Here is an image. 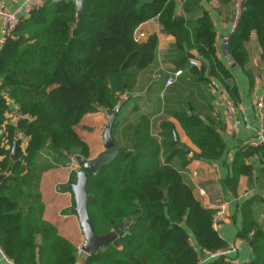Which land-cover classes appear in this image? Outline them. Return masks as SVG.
Instances as JSON below:
<instances>
[{"label":"trees","instance_id":"trees-1","mask_svg":"<svg viewBox=\"0 0 264 264\" xmlns=\"http://www.w3.org/2000/svg\"><path fill=\"white\" fill-rule=\"evenodd\" d=\"M72 1L43 0L0 47V124L5 122L0 134V246L14 264L77 261V244L44 217L36 181L40 171L70 154L90 157L84 115L110 112L133 91L138 72L155 58L157 35L135 38L144 22L158 18L163 31L175 37L178 50L196 48L200 65L190 64V59L178 65L189 66L193 81L215 76L236 91L229 85L232 74L218 53L216 29L208 13L187 20L177 14L175 0H82L85 12L77 23ZM188 6L186 1L185 10ZM253 37L264 57V0H242L228 38L229 51L251 80L248 44ZM4 89L18 106L14 123L5 116L11 108ZM128 100L117 115L113 134L118 145L134 149L88 176V193L94 196L88 211L95 231L105 233L118 222H125L128 229L119 246L110 244L87 254L80 264H201L203 248L228 245L214 224L217 209L202 205L182 170L172 163L175 155L187 154L180 139L174 142L178 133L174 121L161 120L160 139L152 134L147 114L119 130L120 112ZM172 114L199 147L196 157L212 160L225 154L221 128L199 110L180 105ZM18 132L28 137L24 147ZM14 142L16 159L10 156ZM255 154L264 163V143H247L237 150L232 171L222 180L224 189L238 193L241 176L251 177L254 172V163L248 160ZM20 201L25 205L19 206ZM242 209L239 234L251 236L254 248L249 264H264V228L253 200L247 199ZM205 264L235 263L221 255Z\"/></svg>","mask_w":264,"mask_h":264},{"label":"crops","instance_id":"crops-1","mask_svg":"<svg viewBox=\"0 0 264 264\" xmlns=\"http://www.w3.org/2000/svg\"><path fill=\"white\" fill-rule=\"evenodd\" d=\"M0 1L8 8L15 9L23 0ZM175 1L177 3V14L182 15L187 20L197 19L204 13H208L211 16L217 33V50L232 74L229 79V85L232 89L235 86L236 91H230L215 76H211L210 80L207 81H193L192 75L188 72L189 66L184 68V72L179 76L178 82L165 86L164 79L169 70L178 68L180 62H188L190 58L197 57L200 62L201 58L198 56L195 47L189 48L185 46L184 49L186 51L178 50L175 37L164 32L158 18H154L144 22L139 29L145 33V36L157 35L158 43L155 58L148 67L138 72L133 91L124 95V97L129 95L130 99L125 104L123 113L119 118V130L126 123L136 122L144 114L149 115L152 128L155 125L159 129L162 119H170L176 123L180 139L179 146L190 150L187 151L186 155H175L172 158V163L182 170L186 179L192 185L195 197L202 205L213 209L224 206L225 216L219 221L216 229L228 242V245L232 243L237 245V249L230 252L227 256L235 264H249L254 257V248L251 244V236L244 237L239 234L244 219L242 205L247 199L253 200L254 213L260 225L264 228V163L258 154L248 160L254 163V172L251 177L241 176L237 194L230 189H224L222 180L231 173L233 159L237 150L242 145L251 143L255 136L256 127L260 124L255 109V98L258 94L264 92V57L255 37H253L248 44V48L250 50L249 68L254 79L251 80L249 74L237 64L235 59L236 64L234 66L229 64L224 41L229 38L236 27V22L234 25L231 24L232 3L227 5L221 0ZM186 1L189 2L187 10L184 8ZM213 81L217 86H215ZM223 96H230L234 99L239 113H244L248 116L249 127L245 124H240L237 129L231 128L230 120L227 118L225 107L221 102ZM180 105H186L189 108L194 107L209 121L214 122L221 128L220 130L227 142V150L221 158L207 160L195 156V153L200 151L199 147L190 139L172 114ZM95 112L85 114L82 119V122L89 129L95 126L102 118L100 113ZM5 116H7L9 122H15L16 117L13 109L6 111ZM107 116L108 111L104 110L105 121H107ZM4 123L0 124V134L3 132ZM86 134L90 136L92 132L89 130ZM94 136L98 139L100 138V146L97 149L99 153L105 149H101V145L105 146V137L104 142H102L101 135L98 137L95 133ZM184 150L186 151V149ZM96 152L90 148L89 158L96 156L98 154ZM161 159L163 160L164 156H161ZM187 159L188 161H186ZM59 169L63 171L60 172L61 170ZM77 169L68 167L67 170L65 166L62 168L48 167L42 170V174L50 175L51 178L49 180L41 179L37 186V191L40 193L44 203V217L55 222L59 232L67 236L75 244H79L84 235L77 216L70 210L74 203L72 200L73 195L71 190L67 188V184L73 180H69L72 171H77ZM57 173L60 175L59 177ZM70 231H74V237L67 234ZM253 233L254 230L250 234ZM86 255H82L80 259ZM0 264H14L1 246Z\"/></svg>","mask_w":264,"mask_h":264},{"label":"water","instance_id":"water-1","mask_svg":"<svg viewBox=\"0 0 264 264\" xmlns=\"http://www.w3.org/2000/svg\"><path fill=\"white\" fill-rule=\"evenodd\" d=\"M76 6L77 11V23L81 21L84 16V7L82 0H73L72 1ZM238 0H233V10H232V19L231 24L234 25V22L237 17V4ZM226 47V57L231 66L236 64L231 52L229 51L228 46ZM136 95V94H134ZM129 99V95L122 98L118 101L115 107L110 111L109 120L107 122L104 137H105V149L100 151L96 156L87 158L82 154H72L74 155L79 168L75 173L74 179L67 184V188L71 190L73 195L72 200L74 205L71 207V212H73L79 221L81 231L84 235L85 243L82 245V249L86 254H91L97 252L99 249L114 244L119 246L121 244V236L128 229V226L125 222L116 223L112 229L105 233L98 234L93 226V222L89 215L88 203L94 197L93 194L88 193V176L99 172L100 168L112 160H114L120 153L128 152L134 148L128 146H120L116 143V139L113 134V125L117 119V115L122 107V105ZM175 143L179 142V135L175 132ZM15 142L13 143L10 156L12 159H16L15 155ZM183 147V146H182ZM187 151L190 149L183 147ZM25 203L23 201L19 202V206H23ZM41 235H36V240L40 241ZM75 255L78 257V252H75Z\"/></svg>","mask_w":264,"mask_h":264},{"label":"built area","instance_id":"built-area-1","mask_svg":"<svg viewBox=\"0 0 264 264\" xmlns=\"http://www.w3.org/2000/svg\"><path fill=\"white\" fill-rule=\"evenodd\" d=\"M43 0H23L22 3L15 9L8 8L3 2L0 1V47L5 44L7 38L12 34V32L17 28L19 23L22 19L30 15V13L35 10L36 8L42 5ZM242 0H238L236 7H237V17H236V24L238 21V16L241 9ZM234 22V23H235ZM145 36V33L140 31L137 28L135 32L136 40H140ZM224 45H228V38L225 39ZM190 64L192 65H200V60L195 58H190ZM184 72L182 67L175 68L174 70H169L165 76L164 84L165 86H170L175 84L179 81V76ZM215 86L217 84L213 81ZM3 94L7 101L9 102L10 108L13 110L17 109V104L11 98L10 92L7 89H4ZM221 102L225 107L227 118L230 120L231 128L237 129L240 124H245L247 127L250 126L249 118L246 114H240L238 111V106L235 103L234 99L230 96H223L221 98ZM255 109L260 121V124L256 127L255 136L251 141L252 144H260L264 143V92L260 93L255 98ZM18 135L22 137V146H26L28 143V137L21 132H18ZM72 163V168L77 169L79 165L74 157V155H69ZM225 216V208L224 206L217 209V212L214 216V224L215 227L218 225L219 221L224 218ZM85 243V239L83 238L82 241L77 244V252L78 257L77 261L73 262L72 264H80V257L82 255H86V253L82 249V245ZM237 249V245L232 243L225 247L218 248L215 250L209 248H203L202 250V258L201 264H205V262L209 258H214L221 255H228L230 252L235 251Z\"/></svg>","mask_w":264,"mask_h":264},{"label":"rangeland","instance_id":"rangeland-1","mask_svg":"<svg viewBox=\"0 0 264 264\" xmlns=\"http://www.w3.org/2000/svg\"><path fill=\"white\" fill-rule=\"evenodd\" d=\"M124 107H125V105H124ZM123 110H124V108L121 110V112H120V116H121V114L123 113ZM95 113H100L101 114V120L98 122V123H96L95 124V126H93L91 129H89V128H87V129H89L90 130V132H92V135H88V136H86L87 138V141L89 142V146H90V148H91V150H93L94 152H96V153H98V147L100 146V138L98 139V138H96L95 136H94V134L96 133V135H98V137H99V135H101L100 137H102V142H104V130H105V128H106V125H107V122H108V120H109V116H110V112H108V116L106 117V120L107 121H105V119H104V110H98V111H96ZM120 116H119V118H120ZM88 124V123H87ZM85 128V130H87ZM159 129L157 128V127H155V125H154V127L152 128V134L155 136V137H157L158 139H160V135H159ZM99 133V134H98ZM118 134V133H117ZM118 136H119V134H118ZM120 137V136H119ZM101 142V143H102ZM102 144H104V143H102ZM121 144H124V142L123 141H121ZM101 149H104L105 148V146L104 145H101ZM42 159H44V157H42ZM63 166H65L66 168H67V170H68V167L70 168V169H72V163H71V159H70V157L69 156H67V157H65L64 159H63V161H61L59 164H57V165H54L53 167L54 168H62ZM51 167V166H50ZM59 170H61L60 172H62L63 170L62 169H59ZM57 175H58V173H57ZM60 175H58V177H59ZM49 178H51V176L49 175V176H47L46 174H42V171H40V173H39V175H38V178H37V181H36V184H37V186H38V184H39V181L41 180V179H43V180H45V179H47V180H49ZM62 179V178H61ZM67 234L68 235H71L72 237H74V231H70V232H67Z\"/></svg>","mask_w":264,"mask_h":264}]
</instances>
